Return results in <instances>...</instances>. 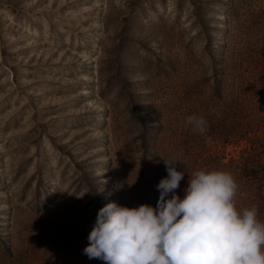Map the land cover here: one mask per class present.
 <instances>
[{"label": "rangeland", "instance_id": "obj_1", "mask_svg": "<svg viewBox=\"0 0 264 264\" xmlns=\"http://www.w3.org/2000/svg\"><path fill=\"white\" fill-rule=\"evenodd\" d=\"M242 97L264 116V0H0V264H59L60 220Z\"/></svg>", "mask_w": 264, "mask_h": 264}, {"label": "clouds", "instance_id": "obj_2", "mask_svg": "<svg viewBox=\"0 0 264 264\" xmlns=\"http://www.w3.org/2000/svg\"><path fill=\"white\" fill-rule=\"evenodd\" d=\"M189 125L198 134L208 126L198 116H188ZM162 159L168 175L156 185V206L108 202L98 210L84 254L104 264H264V222L256 205L237 207L233 174L197 170L181 198L176 190L186 171L175 165L183 160Z\"/></svg>", "mask_w": 264, "mask_h": 264}, {"label": "trees", "instance_id": "obj_3", "mask_svg": "<svg viewBox=\"0 0 264 264\" xmlns=\"http://www.w3.org/2000/svg\"><path fill=\"white\" fill-rule=\"evenodd\" d=\"M214 90L218 96V84L215 85ZM247 106L242 97L233 107L231 106L232 112L227 118L217 116V112L213 120L205 119L208 126L204 134L194 133L190 126L186 130L183 146L179 147L176 142L169 147L168 153L153 155L151 160L156 163L150 168L147 167L145 154H142L138 165L140 179L143 180L142 188L126 205L138 207L142 203H147L155 207L159 198L156 185L168 175L162 158L168 159L176 155L184 163L178 162L175 165L177 170L186 171L176 190L181 198L193 172L201 169L227 170L233 174L239 186L236 196L237 207L242 209L256 205L258 218L264 222V116L249 121L253 117L247 111ZM211 111L214 112V109ZM203 141H206L203 145H197ZM226 144L240 145V147L226 155L224 152ZM100 199L103 198H97ZM111 200L124 204L123 199L115 194L111 195ZM97 213V211L93 212L85 221V225L80 223L77 227L75 225L73 227L72 219L69 221V217L60 220L58 228L62 232L59 237L57 257L59 264H104L102 260L89 259L83 252L89 243L88 235L95 223ZM6 246L7 249L10 248L9 243H6Z\"/></svg>", "mask_w": 264, "mask_h": 264}]
</instances>
